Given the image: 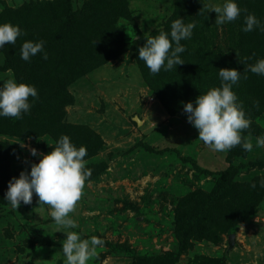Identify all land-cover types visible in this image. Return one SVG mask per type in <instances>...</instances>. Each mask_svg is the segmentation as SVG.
Instances as JSON below:
<instances>
[{"label":"rangeland","instance_id":"rangeland-1","mask_svg":"<svg viewBox=\"0 0 264 264\" xmlns=\"http://www.w3.org/2000/svg\"><path fill=\"white\" fill-rule=\"evenodd\" d=\"M202 7L201 0H0V22L25 31L0 49V77L13 75L39 92L22 118L0 116V264H65L66 233L50 206L35 193L18 208L5 199L8 181L42 158L30 147L47 153L61 134L88 150L91 176L70 213L77 226L68 229L102 237L88 264H264V146L256 147L264 134V75L249 70L233 85L251 117L242 130L251 151L206 145L183 109L220 86V67L243 72L258 59L253 48L260 58L264 31L248 37L240 17L218 25L217 13ZM179 16L196 22L181 41L185 62L153 74L139 47L170 32ZM25 39H43L47 58L22 59ZM61 54L85 67L103 63L66 76L57 68Z\"/></svg>","mask_w":264,"mask_h":264},{"label":"clouds","instance_id":"clouds-1","mask_svg":"<svg viewBox=\"0 0 264 264\" xmlns=\"http://www.w3.org/2000/svg\"><path fill=\"white\" fill-rule=\"evenodd\" d=\"M201 2V10L206 8L217 13L215 24L223 25L234 21L243 12L247 13L243 17V31L248 32L255 28L264 31V21L255 13L241 7L239 0H222V3H205L204 0ZM195 25V21L186 23L184 17L180 16L172 20L170 32L160 31L156 35L147 36L146 42L139 47V58L153 74L184 63L179 53L185 50L186 45L181 41L193 35ZM23 35L25 31L19 24L11 21L0 22V49L7 43L15 44L17 38ZM44 45L43 39L23 40L20 47L21 58L30 60L38 53L47 58L48 53ZM248 59L250 58H240L244 64ZM2 62L3 59L0 58V63ZM249 70L264 75V57L258 58L254 63L245 64L243 72L236 67H220V86L210 87L206 92L200 93L195 103L189 100L183 104L188 121L198 129V137L217 151H226L238 144L245 150L253 149L251 139L242 135V130L250 127L251 117L246 115L243 102L233 90V85L242 75L246 78V72ZM0 81H3L0 84V116L22 118L26 112H30L32 104L39 97L37 87L25 81H18L13 75L6 79L0 77ZM25 146L21 143V147ZM261 146H264V134L256 137V147ZM87 151L86 145L77 146L68 134H61L52 150L47 153L31 146L30 153L42 158L31 163L30 171L25 168L19 176H13L8 181L5 192V199L13 208H18L21 203H32L34 193L40 204L50 206L51 217L66 233V238L62 241L65 264H88L97 246L104 242L98 235L82 238L80 232L68 230L77 226V221L70 213L82 197L85 183L92 172L91 168L86 167ZM259 183L264 187V177ZM252 187H256V184L253 183Z\"/></svg>","mask_w":264,"mask_h":264},{"label":"trees","instance_id":"trees-1","mask_svg":"<svg viewBox=\"0 0 264 264\" xmlns=\"http://www.w3.org/2000/svg\"><path fill=\"white\" fill-rule=\"evenodd\" d=\"M245 1V0H244ZM254 2V3H252ZM243 8H246L248 10V12H252L255 13L262 21H264V0H250V2L247 0L245 1V6ZM247 13H241L240 16V28H242L241 26L244 24V15H246ZM256 29L252 30V32L248 35V37H252L256 35ZM262 38L261 34L259 36V39ZM255 40V39H254ZM258 40V39H257ZM256 40V41H257ZM256 44V48H257V43ZM260 48L262 49L260 52V58L264 57V41L262 40V42L259 40ZM74 49V48H73ZM67 50H71V48H68ZM65 50V51H67ZM64 52V51H62ZM256 55L259 58V53L256 52V49L253 48V55ZM7 55H10L9 52ZM9 57V56H8ZM103 62L101 61H96L94 62L93 65H88V66H84L82 61H78L76 63V58H68L66 56H64L63 54H61V59L59 60V63L57 65L58 71L61 73H64L66 76H71V77H78L79 75L91 70L93 67L98 66L99 64H101ZM218 66H226L225 62L223 61V59H220V61L217 63ZM236 89V87H235Z\"/></svg>","mask_w":264,"mask_h":264},{"label":"water","instance_id":"water-1","mask_svg":"<svg viewBox=\"0 0 264 264\" xmlns=\"http://www.w3.org/2000/svg\"><path fill=\"white\" fill-rule=\"evenodd\" d=\"M229 241H230L231 244L233 243V241H234V234H231V235H230V237H229Z\"/></svg>","mask_w":264,"mask_h":264}]
</instances>
